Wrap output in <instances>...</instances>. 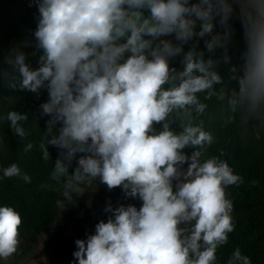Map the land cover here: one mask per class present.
I'll list each match as a JSON object with an SVG mask.
<instances>
[{
    "label": "trees",
    "instance_id": "obj_1",
    "mask_svg": "<svg viewBox=\"0 0 264 264\" xmlns=\"http://www.w3.org/2000/svg\"><path fill=\"white\" fill-rule=\"evenodd\" d=\"M185 156L219 172L223 225L185 223ZM93 180L139 230L140 264H264V0H0V241L15 262L50 230L42 264H90L59 210Z\"/></svg>",
    "mask_w": 264,
    "mask_h": 264
},
{
    "label": "rangeland",
    "instance_id": "obj_2",
    "mask_svg": "<svg viewBox=\"0 0 264 264\" xmlns=\"http://www.w3.org/2000/svg\"><path fill=\"white\" fill-rule=\"evenodd\" d=\"M101 177L105 183L112 178L106 172ZM113 178H116L115 173ZM175 182L176 202L185 213V223L193 232H198L203 221L207 223L215 218L219 225H223L229 220L224 212L222 178L215 168H207L199 159L185 156V161L175 174ZM96 186L98 181L94 180L81 186L80 194L73 200L79 206L78 210L69 206L60 208V214L70 224V229L65 233L66 239L82 248L90 264H104L102 255L96 249L94 224L89 223L90 219L94 221L96 213L104 227L107 264H140L141 254L130 257L127 250V246L132 245L141 253L147 251L145 242L138 235L139 230L129 227L112 215L115 214L112 201L106 198L103 201L101 195L96 194ZM49 234L50 230H47L39 235L34 256L22 258L18 262L13 259L16 243L11 239L0 241V264H42V248Z\"/></svg>",
    "mask_w": 264,
    "mask_h": 264
}]
</instances>
